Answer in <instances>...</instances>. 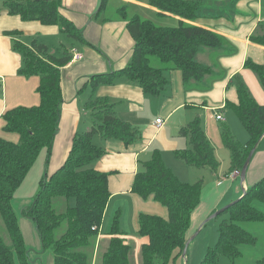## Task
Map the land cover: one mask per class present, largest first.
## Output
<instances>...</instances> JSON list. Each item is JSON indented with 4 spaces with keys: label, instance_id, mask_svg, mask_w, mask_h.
<instances>
[{
    "label": "trees",
    "instance_id": "obj_1",
    "mask_svg": "<svg viewBox=\"0 0 264 264\" xmlns=\"http://www.w3.org/2000/svg\"><path fill=\"white\" fill-rule=\"evenodd\" d=\"M108 0H102L100 10H105ZM149 5L181 17L175 25H161L139 15L128 17L126 7L119 14L127 19L128 29L135 40L134 53L129 64L120 70L99 73L91 77L93 88L110 85L126 78L139 84L151 96L160 95L169 84L167 70H179L185 83L202 81L213 73V68L197 60L202 50L222 48L223 36L193 21L205 11L204 0H145ZM62 0H3V8L25 21H40L45 25H58L73 41L87 43L81 29L60 9ZM12 35L17 32H10ZM251 40L264 46V33L251 35ZM14 48L24 57V75H38L37 88L41 97L37 106H17L3 114L4 128L19 134L20 141L12 142L0 136V216L10 237L7 244L0 234V264H30V253L23 237L17 212L13 207L15 192L25 181L28 172L37 161L43 148L51 150L59 129L60 105L63 100L61 68L71 60L73 51L60 47V52L50 53L48 47L34 39L31 45L15 40ZM161 65L156 66L153 58ZM245 68L256 73L264 87V63L247 59ZM231 84L237 91V102L226 101L239 117L249 133L246 143L232 134L229 127L222 131L224 145L231 152V172L240 171L247 157L255 150L264 136V104L256 101L243 76L237 73ZM92 114L91 126L76 133L71 151L51 175L42 178L40 189L33 202L23 214L36 224L43 250L54 252V264H93L94 248L100 225L111 197L109 179L113 172L96 169V162L105 154V149L94 143L97 136L103 139H119L125 145L139 142L141 130L128 120H122L115 106L107 99L92 96L85 104ZM179 136H184L188 145L177 149L174 155L188 166L216 171L219 160L216 149L202 126V119L183 125ZM254 153V152H253ZM131 191L144 199L152 197L168 209V218L142 213L139 216L140 236L148 238L141 245L143 264H169L176 254H183L189 240L188 230L192 212L199 206L203 179L196 183L182 181L163 160L161 151L155 150L151 158L135 174ZM58 197L59 211L55 207ZM71 199L74 204L70 205ZM255 201L264 202V177L250 186L240 199L223 211L220 236L210 247L201 264H220L222 257L234 261L241 256L243 244L254 245L256 238L240 222L263 221L264 212L254 206ZM67 222L65 231L57 236L58 229ZM119 220L115 218L110 234L113 235L108 249L102 256V264H131V244L121 237ZM95 227V229H93ZM264 264V258L257 261Z\"/></svg>",
    "mask_w": 264,
    "mask_h": 264
},
{
    "label": "crops",
    "instance_id": "obj_2",
    "mask_svg": "<svg viewBox=\"0 0 264 264\" xmlns=\"http://www.w3.org/2000/svg\"><path fill=\"white\" fill-rule=\"evenodd\" d=\"M101 1L62 0L60 7L62 13L81 29L87 43L73 41L61 32L58 25H45L38 20H22L20 16L11 14L3 8V0L0 1L1 137L10 141H20L18 133L9 132L4 128L3 114L17 106H37L41 100L37 91L40 77L21 73L24 57L15 50V40L31 45L32 41L37 39L48 47L51 54L60 52V47H67L83 55L81 60H70L61 68L63 100L60 105L59 129L51 150L48 151L47 148L41 150L40 156L26 177L34 173L32 169L38 168L37 173L41 176V182L43 177L51 175L62 166L70 154L74 135L87 130L92 124V114L85 107L92 96L107 99L115 106L117 115L122 120H128L141 130V140L130 145H125L121 140L114 138L103 139L97 136L94 139V143L106 151L95 163L96 169L113 174L109 179L111 197L100 225L92 258L93 264H98L100 245L102 243L108 245L113 236L110 232L115 218L120 221V236L128 243L131 236L126 231L124 219L127 224L131 220L135 231L138 232L139 216L143 212L168 218V209L163 204L152 197L144 199L131 191L134 176L155 150L161 151L163 160L168 165L169 154H174L177 149L186 148L188 141L184 136H179L178 131L183 125L195 120L199 107L211 109L214 116L215 108H219L223 120L216 117L217 121H228V112L225 110L230 108L226 107V101L237 102V91L231 84V79L237 73L243 76L256 101L264 104V89L254 86L255 76L250 73L251 70L245 68L248 58L264 63V46L251 40V35L264 33V0H204L205 11L202 17L192 23L209 28L226 40L222 48L202 50L196 57L198 61L210 65L213 73L202 81L185 83L181 71L167 70L165 76H168L170 82L158 96L146 94L139 84L132 83L126 78L118 79L110 85H99L94 90L91 77L123 69L133 56L136 42L129 32L127 19L119 14L121 6L126 7L128 17L139 15L144 18L145 15L153 17L151 15L155 14L156 22L161 25H175L181 17L168 12L161 17L159 14L161 10L149 5L145 0H108L105 10H100ZM12 31L17 34L12 35L10 33ZM52 46L56 48L54 51H51ZM210 84H213V90L208 91ZM205 99L212 104L209 105ZM156 118L164 120L160 128L154 124ZM257 144L245 177L242 176L241 170L240 174L233 171L227 176L226 182L216 180L211 183L208 186L211 192H208L207 186L202 188L200 204L191 215L189 244L192 238L200 233L202 226L208 221L206 220L208 216L218 209L219 205L223 202L231 203L264 177V136ZM16 192L13 207L17 206L22 212V215L17 214V217L26 246L31 249L30 264H54V252L43 250L35 222L23 214L24 209L29 207L37 194L19 196ZM213 193H217V196L211 201L210 194ZM243 222L251 224L252 221ZM243 228L252 232L250 227ZM147 240L148 238L144 236L141 245ZM256 258L257 262L264 256L258 255Z\"/></svg>",
    "mask_w": 264,
    "mask_h": 264
},
{
    "label": "rangeland",
    "instance_id": "obj_3",
    "mask_svg": "<svg viewBox=\"0 0 264 264\" xmlns=\"http://www.w3.org/2000/svg\"><path fill=\"white\" fill-rule=\"evenodd\" d=\"M2 1V0H0ZM111 13V12H110ZM150 16H146L144 18L155 20V14ZM67 35V34H66ZM65 35V36H66ZM52 46L51 51L55 50ZM153 63L156 66L161 65V62L157 60V58H153ZM254 74V79L256 81L255 87L258 86L260 89H264V87L261 84V81L256 73H254L252 70L250 73ZM249 80V79H248ZM250 87V86H249ZM213 90V84L209 85L208 91ZM251 90V89H250ZM207 103L210 105L212 103L209 102L208 99H205ZM228 112L227 117L228 121H217L216 117L214 116V111L211 109H207L205 107H199L196 111L195 119L196 117H199L202 119V126L207 132V135L209 139L211 140L212 145L216 149V156L219 160V167L216 171H211L208 168H202V169H196L193 167L188 166L184 161H180L175 157L174 154H169L167 159V164L170 165V167L173 172L180 177L182 181H186L189 183H196L199 179H203V187L208 188V186L216 182V180H221L223 182H226L225 180L228 179L227 176H229L231 173V152L230 149L227 147V145H224L223 137H222V129L227 126L229 127L230 131L233 135L236 136L238 141L240 140L241 143H244L249 138V133L239 120V117H236L235 113L232 110H225ZM233 120L231 121V117ZM10 141V140H9ZM13 142V141H12ZM19 142V141H14ZM35 168V167H34ZM34 173H31L28 177L25 178V182L22 184L23 186L16 192L19 196H28V194H37V192L40 189V177L38 176V168L32 169ZM239 182V181H238ZM241 182V181H240ZM225 185V184H224ZM223 185V186H224ZM235 186V185H234ZM233 190H235L234 187H232ZM208 192H211V189H207ZM244 194V192L235 200H233L231 203L223 202L221 205H219L218 209L213 211L212 214L208 216L206 220L205 225L202 226L200 233L192 238L191 243L188 246V249L186 251V254H176L174 257H172L169 264H201L204 260L208 250L210 247H214L215 243L218 241L220 236L219 225L221 221L224 218H227V215L223 214V211L232 204L234 201L241 198V196ZM217 196V193L210 194V200L212 201L214 197ZM64 199L62 197H58L55 201V207L59 211H63L66 208H62L59 206V200ZM74 201L71 199L70 205H73ZM255 207L260 209L262 212H264V202L262 201H256L254 204ZM17 212V214L20 216L22 215V212L20 209L16 206L14 208ZM169 215V214H168ZM125 216H123L122 219H124ZM205 220V221H206ZM244 222H240L241 226H247L252 229V232L250 233L256 238V242L254 245L250 244H243L241 246L242 255L232 261L231 259H227L225 257L220 258V264H257L255 260H257L256 256L262 257L264 256V220L263 221H256L251 222V224H243ZM124 226L127 228V233L130 234L131 237H129V242L131 244L132 252L130 255V262L132 264H143L142 261V255H141V241L143 239L142 236L138 232L135 231V227L133 225V222L129 220L128 224L124 219ZM67 222L65 221L62 226L57 231V236H60L66 229ZM199 229V228H198ZM197 229V230H198ZM196 230V231H197ZM0 234L2 237H4L7 244H11L10 237H8V233L5 227V223H3L2 217L0 216ZM110 244V242H109ZM108 245L101 244L100 245V257L98 260V264H102V256L104 252L108 249Z\"/></svg>",
    "mask_w": 264,
    "mask_h": 264
},
{
    "label": "built area",
    "instance_id": "obj_4",
    "mask_svg": "<svg viewBox=\"0 0 264 264\" xmlns=\"http://www.w3.org/2000/svg\"><path fill=\"white\" fill-rule=\"evenodd\" d=\"M73 51V55L71 58V61H77V60H81V58L83 57L82 53L77 51V50H72ZM219 108H215V117H217L218 120H223V117L221 116V113L219 112ZM164 123V120L161 118H156V120L154 121V124L156 125L157 128H160ZM235 174H240V171H234ZM95 229V227L93 228Z\"/></svg>",
    "mask_w": 264,
    "mask_h": 264
},
{
    "label": "water",
    "instance_id": "obj_5",
    "mask_svg": "<svg viewBox=\"0 0 264 264\" xmlns=\"http://www.w3.org/2000/svg\"><path fill=\"white\" fill-rule=\"evenodd\" d=\"M253 152L254 151H252L251 153H250V155L247 157V161H246V163H245V165L243 166V168L241 169V173H242V176L243 177H245V175H246V169H247V167H248V164H249V162L251 161V156H252V154H253ZM199 233V232H198ZM197 233V234H198ZM190 240V239H189ZM189 240L186 242V247H185V249H184V251H183V255H185L186 254V251H187V249H188V244H189Z\"/></svg>",
    "mask_w": 264,
    "mask_h": 264
}]
</instances>
